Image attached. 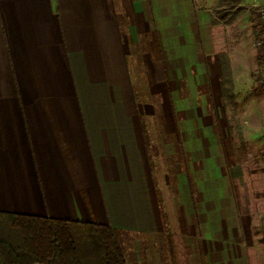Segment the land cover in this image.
I'll use <instances>...</instances> for the list:
<instances>
[{"label":"crops","instance_id":"crops-1","mask_svg":"<svg viewBox=\"0 0 264 264\" xmlns=\"http://www.w3.org/2000/svg\"><path fill=\"white\" fill-rule=\"evenodd\" d=\"M217 3L0 0V211L180 235L203 264H264L259 16L245 0L227 22Z\"/></svg>","mask_w":264,"mask_h":264},{"label":"trees","instance_id":"trees-1","mask_svg":"<svg viewBox=\"0 0 264 264\" xmlns=\"http://www.w3.org/2000/svg\"><path fill=\"white\" fill-rule=\"evenodd\" d=\"M245 8V0H218L215 14L228 22ZM123 232L108 224L0 211V264H127Z\"/></svg>","mask_w":264,"mask_h":264},{"label":"rangeland","instance_id":"rangeland-1","mask_svg":"<svg viewBox=\"0 0 264 264\" xmlns=\"http://www.w3.org/2000/svg\"><path fill=\"white\" fill-rule=\"evenodd\" d=\"M249 5L247 4L248 7ZM252 18L258 30V35L260 36L262 32L260 18ZM258 37H255L254 40L252 34L251 36L249 35L248 47L253 52L258 48L259 53L260 46L257 45ZM260 55H262L260 61L263 64L259 65V71L262 73L261 83L262 87H264V55ZM149 99L155 100L157 97L150 95ZM162 141L166 142V144L159 149V171L162 174L168 172L171 175L176 168L177 158H181L179 148L175 145V141L170 138ZM173 181L174 179L170 180L169 189L172 188V192L174 193L175 186ZM77 230L75 231V236L79 239L78 235L82 231H79L80 229ZM121 239L127 264H203L202 256H198L197 253L192 254L190 251L194 239L186 238L185 240L180 235L143 234L129 232L127 230L121 233ZM90 258H88V261L92 263L93 261Z\"/></svg>","mask_w":264,"mask_h":264},{"label":"built area","instance_id":"built-area-1","mask_svg":"<svg viewBox=\"0 0 264 264\" xmlns=\"http://www.w3.org/2000/svg\"><path fill=\"white\" fill-rule=\"evenodd\" d=\"M252 5L259 14L262 32L257 40L258 46H264V0H252Z\"/></svg>","mask_w":264,"mask_h":264}]
</instances>
